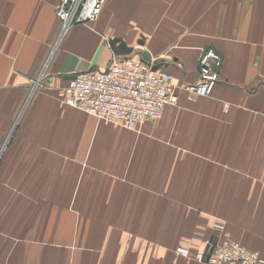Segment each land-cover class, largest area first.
I'll return each instance as SVG.
<instances>
[{
	"label": "crops",
	"instance_id": "obj_1",
	"mask_svg": "<svg viewBox=\"0 0 264 264\" xmlns=\"http://www.w3.org/2000/svg\"><path fill=\"white\" fill-rule=\"evenodd\" d=\"M58 2L0 0V264H206L176 248L218 218L264 257V0H105L64 33ZM112 37L178 85L214 48L218 81L137 129L100 121L57 90Z\"/></svg>",
	"mask_w": 264,
	"mask_h": 264
},
{
	"label": "built area",
	"instance_id": "obj_2",
	"mask_svg": "<svg viewBox=\"0 0 264 264\" xmlns=\"http://www.w3.org/2000/svg\"><path fill=\"white\" fill-rule=\"evenodd\" d=\"M105 0H59L57 18L62 32L76 23H89L100 14ZM221 57L214 48L203 49L198 58L199 80L178 85L173 75L163 69L152 68L150 62L131 54L114 55L103 69H85L73 73L60 87L58 96L71 107L78 108L100 121L117 123L128 129H137L145 120L159 119L167 106L177 102L180 88L190 98L209 96L218 81ZM228 105L227 103L225 104ZM216 231L222 226L215 224ZM206 249L194 254L188 247H177L176 252L192 255L206 264H264L259 251L240 242L213 236Z\"/></svg>",
	"mask_w": 264,
	"mask_h": 264
},
{
	"label": "water",
	"instance_id": "obj_3",
	"mask_svg": "<svg viewBox=\"0 0 264 264\" xmlns=\"http://www.w3.org/2000/svg\"><path fill=\"white\" fill-rule=\"evenodd\" d=\"M109 45L110 48L112 49L113 53L115 55H127V54H131L133 52V47L129 46L125 40H123L120 37H112L109 39ZM208 48V47H207ZM206 49V48H205ZM204 49V50H205ZM219 54V53H218ZM220 56V54H219ZM141 58L145 61L150 62L151 60V55L149 52L145 51L142 53ZM160 65L159 64H153L152 68L156 69L158 68ZM72 75H69L68 77H71ZM206 256L208 254L209 251H211V245H208L206 247Z\"/></svg>",
	"mask_w": 264,
	"mask_h": 264
},
{
	"label": "rangeland",
	"instance_id": "obj_4",
	"mask_svg": "<svg viewBox=\"0 0 264 264\" xmlns=\"http://www.w3.org/2000/svg\"><path fill=\"white\" fill-rule=\"evenodd\" d=\"M197 63H198V61H197ZM199 80V72H198V78H197V80L195 81V82H193V83H196L197 81ZM183 85V84H182ZM183 89V88H182ZM184 90V89H183ZM187 96H188V93H187ZM188 98H190L189 96H188ZM229 105H225V107L227 108ZM156 121V120H155ZM152 122H154V121H152ZM225 223H226V219H222V218H218V221L216 222V224H219V225H221L222 226V229H223V226L225 225ZM214 236H218V237H221V238H227L226 236H224L223 234H222V230H221V232L220 231H215V233H214ZM249 237H251V238H253V237H257V238H260V237H264V234H251V235H249ZM231 240V239H230ZM260 253V252H259Z\"/></svg>",
	"mask_w": 264,
	"mask_h": 264
}]
</instances>
